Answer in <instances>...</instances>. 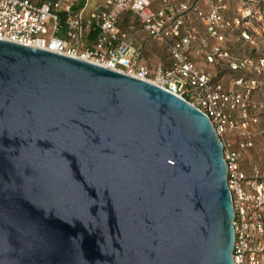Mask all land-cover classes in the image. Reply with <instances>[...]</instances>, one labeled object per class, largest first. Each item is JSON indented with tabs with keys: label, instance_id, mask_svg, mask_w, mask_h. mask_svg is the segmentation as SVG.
<instances>
[{
	"label": "water",
	"instance_id": "water-1",
	"mask_svg": "<svg viewBox=\"0 0 264 264\" xmlns=\"http://www.w3.org/2000/svg\"><path fill=\"white\" fill-rule=\"evenodd\" d=\"M227 174L186 99L0 38V264H236Z\"/></svg>",
	"mask_w": 264,
	"mask_h": 264
},
{
	"label": "built area",
	"instance_id": "built-area-1",
	"mask_svg": "<svg viewBox=\"0 0 264 264\" xmlns=\"http://www.w3.org/2000/svg\"><path fill=\"white\" fill-rule=\"evenodd\" d=\"M90 1L0 0V38L148 80L204 112L224 144L235 263L264 264V154L263 167L247 155L264 115V55L258 52L264 0H102L86 13ZM126 13L166 51L167 61L149 66L135 21L128 17V27L122 25ZM224 70L236 75L230 86ZM260 133L264 141V121Z\"/></svg>",
	"mask_w": 264,
	"mask_h": 264
},
{
	"label": "rangeland",
	"instance_id": "rangeland-1",
	"mask_svg": "<svg viewBox=\"0 0 264 264\" xmlns=\"http://www.w3.org/2000/svg\"><path fill=\"white\" fill-rule=\"evenodd\" d=\"M102 0H91L89 6L86 9V13H88L92 8H94L97 4H99ZM82 6V5H81ZM130 19L135 21V27H136V31H135V36L137 37L138 42L140 41L143 46H145V50H144V59L147 61V63L149 64V66L151 67H155L158 63L160 62H165L166 61V57H167V53L166 51H164L158 44L157 41L151 40L149 38H147L145 32L141 29V25L139 23V21L135 18V17H130ZM51 21L49 20V26H51ZM123 27L127 28L128 27V23L127 21L123 22ZM260 48H259V53L264 55V40L260 41ZM235 50H237L235 48ZM246 53H251V54H255V52H253V50H251V47L246 46L245 49ZM210 70L214 69L216 70L217 67H215V65H208L207 66ZM220 75L222 76V79L225 82L226 86H230L232 83V79H234L233 77H235L236 75L232 72L226 71L224 70L223 72L220 73ZM264 121V115H261V122L259 124L255 125V128L257 129V135L255 136V147L249 151L248 157H252L256 160L255 163H257V165L259 167H263V163H262V157L264 154V146H263V138L261 136L260 133V127L262 122Z\"/></svg>",
	"mask_w": 264,
	"mask_h": 264
},
{
	"label": "trees",
	"instance_id": "trees-1",
	"mask_svg": "<svg viewBox=\"0 0 264 264\" xmlns=\"http://www.w3.org/2000/svg\"><path fill=\"white\" fill-rule=\"evenodd\" d=\"M63 19H64V17H63ZM128 20H129L128 16L125 15V17H123V22L127 21V23H128ZM94 35H95V31L91 33V36H92V37H93ZM252 55H256V53H255V54H252Z\"/></svg>",
	"mask_w": 264,
	"mask_h": 264
},
{
	"label": "crops",
	"instance_id": "crops-1",
	"mask_svg": "<svg viewBox=\"0 0 264 264\" xmlns=\"http://www.w3.org/2000/svg\"><path fill=\"white\" fill-rule=\"evenodd\" d=\"M126 16H128V17H130L131 16V14L130 13H126L125 14ZM152 40V39H151ZM166 61H167V59H166ZM205 65V64H204ZM206 66V65H205ZM249 154V152L247 153V155Z\"/></svg>",
	"mask_w": 264,
	"mask_h": 264
}]
</instances>
